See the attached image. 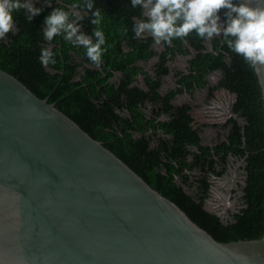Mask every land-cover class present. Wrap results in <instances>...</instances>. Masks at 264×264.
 <instances>
[{"label":"trees","instance_id":"1","mask_svg":"<svg viewBox=\"0 0 264 264\" xmlns=\"http://www.w3.org/2000/svg\"><path fill=\"white\" fill-rule=\"evenodd\" d=\"M104 15L102 30L107 51L97 67L61 37L43 38L44 19L53 7L78 13L82 30L91 35L95 25L91 12L75 8L82 0H36L43 11L32 22L23 10L16 13V27L0 40V69L17 78L40 99L73 120L94 140L117 156L151 188L175 203L216 241L228 243L257 240L264 236V107L254 70L231 53L221 37L209 42L195 33L153 49L147 34L135 38L133 26L144 17L131 0H94ZM238 2V1H237ZM225 10H220L221 18ZM74 19L75 17H70ZM95 41V38L93 37ZM50 47L55 63L42 67L40 49ZM189 57L187 73L174 74L176 89L161 93L168 63ZM156 58L151 76L140 66ZM218 72V84L211 92L224 89L236 95L233 114L217 144L202 143L201 129L193 127L188 103L174 106L184 93L193 94L208 85V75ZM143 79L144 88L138 87ZM164 119V120H161ZM229 158L242 161L245 180L242 207L232 221L223 223L205 210L210 179L220 178Z\"/></svg>","mask_w":264,"mask_h":264},{"label":"water","instance_id":"2","mask_svg":"<svg viewBox=\"0 0 264 264\" xmlns=\"http://www.w3.org/2000/svg\"><path fill=\"white\" fill-rule=\"evenodd\" d=\"M0 264H264V236L216 241L0 69Z\"/></svg>","mask_w":264,"mask_h":264},{"label":"clouds","instance_id":"3","mask_svg":"<svg viewBox=\"0 0 264 264\" xmlns=\"http://www.w3.org/2000/svg\"><path fill=\"white\" fill-rule=\"evenodd\" d=\"M131 6L139 8L144 17L133 26L135 38L147 34L155 45H171L174 40L187 39L191 33L204 42L221 37L227 49L258 75L264 69V0L255 6L247 0H131ZM73 7L91 12L90 23L95 25L91 35L82 30L79 21L83 17L78 13L53 7L44 19L43 38L52 42L61 37L74 48L82 47L87 60L99 67L107 51L101 27L104 15L95 7L94 0H82V5ZM221 9L225 10L223 19ZM22 10L29 22L43 11L32 0H0V40L16 27L14 16ZM38 59L42 67L55 63L50 47H42ZM35 112V108L30 109V114Z\"/></svg>","mask_w":264,"mask_h":264},{"label":"rangeland","instance_id":"4","mask_svg":"<svg viewBox=\"0 0 264 264\" xmlns=\"http://www.w3.org/2000/svg\"><path fill=\"white\" fill-rule=\"evenodd\" d=\"M36 0H32L35 2ZM153 49L157 52L163 50V45H154ZM189 57H177L168 64L169 75L163 78L161 93L176 87L174 74L177 71L186 72L187 61ZM157 59L154 58L147 63H140V66L151 76ZM220 74L212 73L208 77V87H215L218 84ZM138 87L144 88L142 78L138 79ZM208 87L204 90L197 91L193 94L184 93L177 96L174 106H181L188 103L191 108V115L194 120L193 127L201 129V138L204 145L211 146L216 143L218 136L224 134L223 126L231 117L230 107L233 103V96L224 91H215L209 93ZM164 120V119H161ZM237 122L242 125L241 119L236 118ZM243 162L230 158L226 172L220 178L210 179L209 199L205 202V210L216 215L225 224L232 221V217L242 207V191L244 188V171Z\"/></svg>","mask_w":264,"mask_h":264},{"label":"flooded vegetation","instance_id":"5","mask_svg":"<svg viewBox=\"0 0 264 264\" xmlns=\"http://www.w3.org/2000/svg\"><path fill=\"white\" fill-rule=\"evenodd\" d=\"M209 47L211 48V43L209 42ZM169 64V63H168ZM182 72V71H181ZM184 73V72H183ZM187 73V70H186V72L184 73V74H186ZM210 74H212V73H210ZM209 74V75H210ZM169 75V74H168ZM167 75V76H168ZM209 75H208V77H209ZM166 76V77H167ZM165 77V78H166ZM143 80V79H142ZM163 81V80H162ZM144 83V82H143ZM175 84H176V80H175ZM162 85H163V83H162ZM162 87V86H161ZM207 87H208V85H207ZM206 87V88H207ZM211 88L212 87H208V91H209V93H210V95H211V93L213 94L215 91H213V92H211ZM142 89V88H141ZM174 89H176V87L174 88ZM204 90V89H203ZM216 91H218V90H216ZM219 91H224L225 93H227V94H229V95H232L233 96V103H232V105H231V107H230V113H231V117H234V119L236 120V118H239L237 115H234L233 114V106H234V104H235V102H236V95L235 94H232V93H229L228 91H226V90H224V89H219ZM195 92H197V91H195ZM194 92V93H195ZM191 95V94H190ZM182 106V105H181ZM230 118V117H229ZM240 119V118H239ZM242 120V119H241ZM227 122V121H226ZM242 122H243V124H244V121L242 120ZM224 130V129H223ZM224 135H226V130H224V134L222 135V136H218L217 137V139H216V143H214L213 145H215V144H217V142H218V139H219V137H221V139L223 140L224 139ZM212 146V145H211ZM230 159V158H229ZM234 159V158H233ZM236 160V159H235ZM228 166V165H227ZM243 171H244V169H243ZM226 172V171H225ZM225 174V173H224ZM223 174V175H224ZM222 175V176H223ZM244 177H245V173H244ZM245 180V179H244ZM211 187V186H210ZM242 193H243V191H242ZM232 219H233V217H232Z\"/></svg>","mask_w":264,"mask_h":264}]
</instances>
